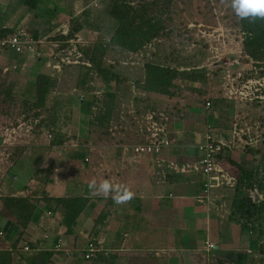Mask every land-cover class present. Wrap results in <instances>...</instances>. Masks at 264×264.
Masks as SVG:
<instances>
[{
    "label": "crops",
    "instance_id": "1",
    "mask_svg": "<svg viewBox=\"0 0 264 264\" xmlns=\"http://www.w3.org/2000/svg\"><path fill=\"white\" fill-rule=\"evenodd\" d=\"M80 6L82 11L85 7L83 0ZM72 22L73 20L68 21L69 31ZM65 24L67 21L60 28ZM195 24H199V21H190L187 25L194 31ZM89 32V37L82 31L76 34L89 45L93 42L88 41L91 35L97 34L95 31ZM189 34L192 35L191 32ZM42 46L39 57L30 56L35 61L46 59V63H49L48 57L53 50L46 45L42 49ZM4 51L7 50H0V66L4 73L18 70V67L11 69L2 64ZM27 67L22 64L21 69L31 71ZM73 69L64 68L59 73L58 84L61 89L68 91L70 86L74 87L73 80L77 78L78 71L74 72ZM208 70L210 72L214 68ZM43 71L53 73L49 68H44ZM117 90L118 102L112 123L118 124L120 130L115 137L111 133L104 135L101 130L90 133L88 106L91 97H87L85 104L63 97V100L72 104L59 111L56 131H22L12 144H7L4 142L5 128L0 126V148H4L0 169L7 166L4 175L0 173V181L11 190V193L0 196L41 197L43 183L35 173L40 168H46L51 174L49 183L45 185L49 196L90 198L72 235H67L63 228L57 227L55 216H48L49 214L32 223L26 231V240L35 243L30 251L13 249L12 242L18 227L0 219V230L5 234L3 241H0V250L12 252L13 264H31L33 256L38 257L36 264L43 261L47 264H83V260L91 264H213L211 253L220 249L221 243L225 252L233 249L239 251V246H235L233 242H220V232L225 226L222 220H226V217L218 206H208L197 200L202 194L205 177L201 173L182 174L175 169L200 161V146L206 142L205 136L208 133L231 141L232 122H229V127H222V119L211 112L213 105L210 109L204 108L206 114L203 117V127L206 134L203 137L197 130L198 124L186 121L185 113L181 112L179 117L165 119L167 134L170 131L173 137H168L171 142L169 147L164 148L160 154H136L130 146L144 144L147 137L141 130V124L128 114L129 105L132 103L134 106L133 100L138 94L134 82L125 81ZM154 99L162 104L168 100L165 96H155ZM208 100L210 99L206 101ZM205 104L204 101L203 107ZM226 104L229 108L231 103L225 101ZM185 109L190 111L192 107ZM67 120L72 121V124H65ZM181 129L188 130L184 132ZM16 147L25 148L14 163L9 161L7 150ZM245 155L240 149L228 146L224 148L222 157L244 160ZM221 160L224 165L225 162ZM93 179L97 184L109 179L114 186L127 187L135 193V198L127 204L117 205L112 199V195L116 193L110 194L107 199L93 196L89 189V183ZM100 211L105 213L106 219L104 223L94 227ZM59 239L63 240V249L57 251L55 246ZM79 241L83 243L80 244ZM91 241L97 244L99 251L93 258L86 260L84 252ZM236 242H239L238 235ZM208 243L214 244L213 250L207 249ZM214 262L217 263L215 260Z\"/></svg>",
    "mask_w": 264,
    "mask_h": 264
},
{
    "label": "trees",
    "instance_id": "2",
    "mask_svg": "<svg viewBox=\"0 0 264 264\" xmlns=\"http://www.w3.org/2000/svg\"><path fill=\"white\" fill-rule=\"evenodd\" d=\"M18 1L28 12L36 9L40 3V0ZM217 1L219 2V0ZM103 3L106 4V7L102 12H93L92 9L100 10L101 8L91 5L90 0H83L85 7L82 8V11L80 10L83 16L81 19L73 21L74 23L72 22L67 36L55 32L58 28L46 34H41L38 30L32 33L35 39H45L44 44L48 48H52L53 53L56 51V54L64 55L68 50L65 41L78 36L76 33H81V30L93 28L92 30L96 31L99 37L81 48L84 55L82 61L90 62L91 68L83 64L63 65L61 71L50 68L52 74L41 72L37 76L33 99H24L15 95V81L11 80L9 74L4 73L0 66V120H3V129L17 125L19 120L23 119L33 126L32 131L34 133H41L45 130L56 131L60 119L59 111L67 106L71 107L72 104L65 99L63 100V97L76 99L80 104H85L86 99L91 97L88 106L90 109L88 125L90 133L101 130L104 135H107L110 133L118 102L117 88L126 81V78L116 71V64H112L110 59L127 58V54L142 55L152 59L156 47L160 45L159 43L168 42L169 39L182 35L185 31L190 32L188 25L185 29L177 25L174 15L176 0H104ZM0 14L1 39L6 38L15 30L14 26L8 25L14 21L12 18H16L19 22L21 17H16L13 14L8 16ZM4 20L7 21L3 22ZM105 20L109 25L104 22ZM236 22L239 29L237 33L239 37L241 36V56H247L249 60H253L256 68H263L259 76H264V20L249 23L247 20L237 18ZM77 24H79V28ZM187 36L191 37L189 33ZM202 38L205 39L206 37L203 36ZM4 50L12 51L8 48ZM151 54L153 55L151 56ZM161 55L159 52V60L162 59ZM48 58L50 59V57ZM66 66H77L73 70L74 72L78 71L77 78L73 80L74 87L70 86L68 91L61 89L58 84V75ZM179 68L164 65L158 61H146L144 63V79L134 83L138 95L134 98L133 104L138 117L145 113L155 112L164 114L165 118H170L169 110L162 103H159L157 108L155 96H165L169 99L176 97V91L179 87L177 82L198 85L210 81L206 69L180 70ZM215 68L214 78L216 73H220L222 76L224 64L216 63ZM82 95L84 96L83 100L80 98ZM51 96L54 98L52 99ZM221 101L218 99L215 102L219 104ZM53 142L55 141L53 140ZM263 146L264 135L261 136L258 149L250 148L243 151V154L256 156L264 152ZM24 148L8 149L9 161L15 163ZM219 156V159H223L225 162L223 166L226 171L236 177L237 180L236 187L227 200L229 214L226 219L238 224L243 231L251 236L264 237V199L255 203L248 196V189L256 184L260 185V189L264 193V179L260 171L258 174L257 169L249 167L245 160ZM35 176L43 183L44 191L41 192V197L29 195L0 196V219L9 221L18 227L12 242L13 249L21 248L30 251L35 247V243L26 240V231L32 223L39 221L45 214L55 216L57 227L63 228L67 235H72L81 215L90 202V198L83 196L51 197L45 191V185L49 183L51 178L50 172L46 168H40ZM105 219V213L100 211L94 227L104 223ZM3 235L5 234L0 230V241H3ZM260 238L253 239L259 245V252L264 253L260 247ZM91 242L95 243L94 241ZM33 257L30 260L31 264H36L38 257ZM13 263L12 252L0 250V264ZM41 264L47 263L43 261Z\"/></svg>",
    "mask_w": 264,
    "mask_h": 264
},
{
    "label": "rangeland",
    "instance_id": "3",
    "mask_svg": "<svg viewBox=\"0 0 264 264\" xmlns=\"http://www.w3.org/2000/svg\"><path fill=\"white\" fill-rule=\"evenodd\" d=\"M90 1L92 2L91 5L98 6L99 9L101 8L100 10L92 9L93 12H102L106 7V4L103 3L104 0H100L102 4L99 0ZM0 2H2L0 3L2 6H0V13L6 16L13 14L16 17H21L19 22L16 18H12L14 21L12 23L10 22L8 25L14 27L18 25L17 27L23 28L30 33L38 30L41 34H46L53 29L60 28L66 21L67 24L63 27L67 29L68 26H70L68 21H77L83 16L80 11L82 0H40L37 8L30 12H28L24 6H21L18 0H0ZM174 15L177 25L183 29L187 28V24L190 21H199V24H195L194 31L190 30L192 33L191 37H188L187 34L189 32L185 31L182 35L169 39L168 42L163 44L159 43L160 45L158 44L159 46L156 47V52L152 58L154 60L135 54H127V58H122L120 60L111 58L112 64H116V71L121 73L128 83H135L136 81L144 79V63L146 61H158L164 65L180 67V70L206 69L210 76L209 82L206 81L198 85L187 82H177L179 87L176 91V97L173 98L172 101H168L171 99L167 98L168 100L163 104L166 109L169 110L171 118L173 116L179 117V114L184 112L187 118L186 121L192 122L193 124L197 123V130H199L204 137L206 131L203 127V117L206 114V110H204L206 107L205 105L203 107V104L204 101L206 102L207 99H210L213 105L211 112H215V114L222 119L220 126L229 127L231 122L236 123L239 121V118H241L245 123L246 121L249 122L250 126L253 128L258 127L261 136H263L264 101L255 103L238 101L240 103H237L230 99H226L224 97V93L226 92V86L223 80L224 72L222 76H220V73H216L214 78V70L210 72L208 70L209 68L215 69L216 62L218 61L233 64L241 60V40L237 33L239 31L236 24L237 18L230 6V0H219V2L217 0H176ZM92 20L95 21L94 19ZM6 21L7 20H4L3 22ZM104 22L109 25L107 20ZM77 27L79 28V24H77ZM92 29L93 28H90L89 31H94ZM81 31L85 36L89 37L90 32L87 29ZM195 32H197V34H195ZM203 36L210 39H204L202 38ZM97 37H99L98 34H92L88 41L91 42ZM86 44L88 43L86 42ZM45 47L44 44L42 49ZM159 52L162 54L161 60H159ZM173 52L175 53L173 54ZM152 55L153 54H151V56ZM170 56H173V58H170ZM3 59V65H8L7 67L11 69L19 68L18 70H12L8 75L10 79L15 81V95L21 96L24 99L33 98L38 74L40 71L44 73V68H49L48 63H46L47 60L43 59L41 62L35 61L30 55H20L12 51H4ZM22 64L28 66L27 68H31V71L30 69H21ZM65 68H77V66H66ZM218 99L222 100L219 104L215 102ZM155 101L158 108L160 102L159 100ZM225 101L231 103L229 104V108L226 107L227 104L225 105ZM131 107L132 103L129 105V108ZM187 107H192V109L187 111L185 109ZM74 120V123H76L77 119L75 118ZM0 121L2 125L3 120ZM67 121L68 122L65 124H72V121ZM186 130L188 129H181V131L184 132ZM167 136L170 139L173 138L170 135V131ZM227 136H229V132ZM197 141L200 140H196V142ZM3 154L4 148H0V163L3 161ZM243 159L249 167L257 169L258 174L260 171L264 179V152L256 156L245 155ZM5 168H7V166H5ZM5 168L0 169L2 175H4L6 171ZM9 193H11V190L0 181V195ZM222 221H224L225 226L220 232V242H233L235 246H239V251L233 249L225 252L221 243V248L213 250L211 253L213 264H264V253L259 252V245L254 240L260 237L258 235L251 236L249 233L243 231L238 224L228 219ZM235 232L237 234H234ZM236 235H238L239 242H236ZM259 242L261 249L264 250V237H261ZM79 243L82 244L83 242L79 241ZM79 243L78 247H80ZM249 250L251 252H249ZM214 260L217 263H215ZM83 264L91 263L83 260ZM169 264L175 263L169 262Z\"/></svg>",
    "mask_w": 264,
    "mask_h": 264
},
{
    "label": "built area",
    "instance_id": "4",
    "mask_svg": "<svg viewBox=\"0 0 264 264\" xmlns=\"http://www.w3.org/2000/svg\"><path fill=\"white\" fill-rule=\"evenodd\" d=\"M69 27L58 28L56 32L67 36ZM241 40V36H240ZM45 43V39H35L32 33L26 31L23 28L15 27V30L7 35L6 38L0 39V49H11L18 54L24 55H36L40 56L39 49ZM68 45L66 54L53 53L49 56L48 67L61 71L63 65H79L83 64L89 68L92 67L88 61H82L83 52L81 48H84L86 43L76 36L65 41ZM55 46H57L55 44ZM242 55V54H241ZM241 60L236 61L233 64L223 63L224 69V83L225 90L224 97L231 101L240 103L238 101H246L247 103L263 102L264 101V76H259L263 68H256L253 60H249L248 57L240 56ZM216 62V63H218ZM216 69V68H215ZM214 69V70H215ZM81 100L84 99L82 95ZM264 103V102H263ZM206 108L212 107V102L208 100L206 102ZM128 114L137 123L141 124V130L146 133V142L144 144H136L130 146V148L136 154L153 155L160 154L162 150L171 145L167 136V125L165 123L164 114L157 113H145L141 117L136 115V109L134 106L129 108ZM37 122V121H36ZM33 126L25 120H19L17 125H11L4 130V142L12 144L17 135L22 131L31 132ZM120 127L116 123H112L110 133L113 137L117 135ZM254 131V133H253ZM264 135V134H263ZM208 133L206 135V142L200 146V153L202 158L196 164H187L180 168H175L182 174L187 173H201L204 177L203 191L197 200L200 203L210 205H216L221 210L223 216L229 214L227 200L236 187V177L226 171L222 164V160L219 159V155L223 154L224 148L228 146L235 147L240 150H248L250 148L258 149L261 141V133L259 128H253L249 122L246 123L239 118V121L232 123L231 126V141ZM248 196L255 203L261 202L264 197V193L260 189V185L256 184L248 189ZM63 248L62 240L56 244L55 249L57 251ZM208 250L214 249V244H207ZM28 250V248H26ZM99 251L97 244L90 242L84 252V258L90 260Z\"/></svg>",
    "mask_w": 264,
    "mask_h": 264
},
{
    "label": "clouds",
    "instance_id": "5",
    "mask_svg": "<svg viewBox=\"0 0 264 264\" xmlns=\"http://www.w3.org/2000/svg\"><path fill=\"white\" fill-rule=\"evenodd\" d=\"M230 6L236 17L240 20H247L249 23H255L257 20H264V0H230ZM240 151L243 152L244 150ZM89 189L92 190L93 196H103L105 199H107L110 194L116 193L112 195V199L117 205L127 204L135 198V193L129 188L114 186L109 179H104L99 184L93 179L89 183ZM261 198L264 199V197ZM249 252L251 251L249 250Z\"/></svg>",
    "mask_w": 264,
    "mask_h": 264
}]
</instances>
